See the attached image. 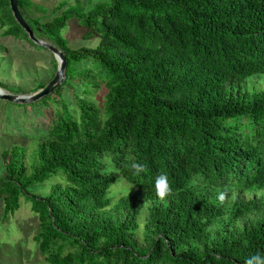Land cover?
I'll return each instance as SVG.
<instances>
[{"label": "trees", "instance_id": "16d2710c", "mask_svg": "<svg viewBox=\"0 0 264 264\" xmlns=\"http://www.w3.org/2000/svg\"><path fill=\"white\" fill-rule=\"evenodd\" d=\"M23 17L64 53L68 75L90 60L106 88L102 107L79 98L70 111L59 85L40 98L62 109L29 165L22 145L2 152L3 217L21 195L30 202L45 264H245L264 253V0H109L45 24ZM10 18H0L9 34L28 35ZM70 19L97 46L72 49L60 35ZM161 173L172 187L163 200ZM119 177L133 186L115 199ZM44 183L48 193L27 191Z\"/></svg>", "mask_w": 264, "mask_h": 264}, {"label": "rangeland", "instance_id": "374dc122", "mask_svg": "<svg viewBox=\"0 0 264 264\" xmlns=\"http://www.w3.org/2000/svg\"><path fill=\"white\" fill-rule=\"evenodd\" d=\"M26 1L31 5L23 6L22 14L28 19H36L38 23L45 24L59 16L66 7L74 6L76 3L81 6L83 12H88L96 3L109 0ZM7 3L9 4L8 0H0V18H7L8 23H12L10 7L5 6ZM60 3H64V6L58 9ZM7 30L8 25H0V88L5 93L16 95L33 94L52 79L57 71V60L47 48L39 44L37 46L36 43L35 46L28 35L20 31L16 32V35L9 34ZM83 33L84 29L75 19L68 20L66 26L60 30L61 37L72 49L97 46L98 37L84 39ZM40 41L51 44L45 38H41ZM72 67L74 69H69L70 76L66 70L64 71L60 83L61 99L69 110H75L79 98L89 99L96 106L102 107L106 88L97 76L96 66L90 60H82L74 63ZM87 82H92L94 86L90 87V91L84 92ZM259 84L263 85L262 82ZM48 100L44 101L42 98L37 101L38 103L34 102L32 107L30 105L33 103H26L27 106L24 108L6 100L4 104H0V178L5 174L2 158L4 150H9L13 145L24 146L26 152L24 163L29 165L31 153L37 148V144L47 137L50 119L53 118L56 110L62 109L61 102ZM28 169L30 171L29 166ZM127 187L128 183L119 177L112 187L114 198L122 196L120 193ZM50 189L49 183L27 187L29 193L44 194ZM109 194L111 195V190ZM143 222L144 219L140 220V231L136 238L140 245L143 244ZM37 231V216L31 210L30 202L26 201L23 195L20 196L19 208L6 217H3V201L0 199V264H45L34 239Z\"/></svg>", "mask_w": 264, "mask_h": 264}, {"label": "water", "instance_id": "95a60500", "mask_svg": "<svg viewBox=\"0 0 264 264\" xmlns=\"http://www.w3.org/2000/svg\"><path fill=\"white\" fill-rule=\"evenodd\" d=\"M9 7L12 12V15L15 21L22 27L25 32L28 34L29 38L32 39L35 43L42 45L43 47L47 48L51 51L56 60H57V71L55 72L52 79L39 91H36L30 95H16L11 93H5L2 89L0 91V99L6 100L12 103H21L26 104L30 102H34L40 99L43 96L49 95L53 93V91L60 85L63 80L64 71L66 67V56L64 53L55 45L50 43H45L40 40H37L32 32V29L24 19L19 7H18V0H8Z\"/></svg>", "mask_w": 264, "mask_h": 264}, {"label": "clouds", "instance_id": "9594fccd", "mask_svg": "<svg viewBox=\"0 0 264 264\" xmlns=\"http://www.w3.org/2000/svg\"><path fill=\"white\" fill-rule=\"evenodd\" d=\"M104 163L108 168H111L112 166V158L109 155L104 156ZM131 172L135 176H140L143 174L146 170V166L143 163L135 162L133 161L130 165ZM196 181H193V184H196ZM133 185L128 186L125 188L120 195H128L131 187ZM153 189L155 191V194L160 198L164 199L166 196H169L172 193V187L169 182V177L167 174L161 173L154 177L153 179ZM229 189L227 187H224L221 190L217 191V200L219 203L223 204L226 196L228 194ZM119 198V197H118ZM245 264H264V253H254L247 257L245 260Z\"/></svg>", "mask_w": 264, "mask_h": 264}, {"label": "crops", "instance_id": "0c3cea01", "mask_svg": "<svg viewBox=\"0 0 264 264\" xmlns=\"http://www.w3.org/2000/svg\"><path fill=\"white\" fill-rule=\"evenodd\" d=\"M3 102H5L3 99H0V104H4Z\"/></svg>", "mask_w": 264, "mask_h": 264}, {"label": "bare ground", "instance_id": "6f19581e", "mask_svg": "<svg viewBox=\"0 0 264 264\" xmlns=\"http://www.w3.org/2000/svg\"><path fill=\"white\" fill-rule=\"evenodd\" d=\"M0 91H2L1 88H0Z\"/></svg>", "mask_w": 264, "mask_h": 264}]
</instances>
